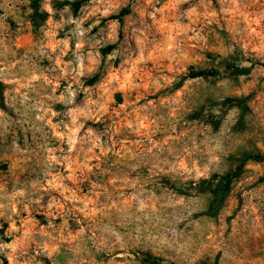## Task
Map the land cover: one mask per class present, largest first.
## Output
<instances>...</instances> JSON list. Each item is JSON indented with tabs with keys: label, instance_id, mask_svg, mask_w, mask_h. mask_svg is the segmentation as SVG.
<instances>
[{
	"label": "clouds",
	"instance_id": "clouds-1",
	"mask_svg": "<svg viewBox=\"0 0 264 264\" xmlns=\"http://www.w3.org/2000/svg\"><path fill=\"white\" fill-rule=\"evenodd\" d=\"M0 264H264V0H0Z\"/></svg>",
	"mask_w": 264,
	"mask_h": 264
}]
</instances>
